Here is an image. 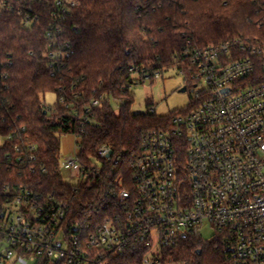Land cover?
Wrapping results in <instances>:
<instances>
[{
  "label": "built area",
  "instance_id": "1",
  "mask_svg": "<svg viewBox=\"0 0 264 264\" xmlns=\"http://www.w3.org/2000/svg\"><path fill=\"white\" fill-rule=\"evenodd\" d=\"M0 7L11 6L0 0ZM80 7V0L55 3L45 34L53 77L74 54L65 23ZM24 16L28 25L38 20ZM259 60L264 71V41L259 39L187 50L176 69L198 104L175 113L169 129L144 132L141 150L128 157L100 146L99 168L81 161L83 127L104 103L117 107L125 100L107 94L61 96L75 124L66 133L75 137V155L59 157V172L63 166L78 179L70 186L72 199L84 185L95 187L99 214L91 226L74 223L69 219L72 203L59 193L37 192L27 185L31 179H0V264H108L112 255L136 250L144 252L142 264H163V249L187 236L202 240L204 232L210 242L217 241L229 264H264V82L248 81ZM7 65L12 63L0 60V95L7 89ZM130 72V92L164 76L148 67ZM6 104L0 98L4 121ZM0 139V173L12 171L18 178L48 173L25 126L11 124L6 134L0 128ZM111 162H127L129 170L119 174L114 168L104 176L103 164Z\"/></svg>",
  "mask_w": 264,
  "mask_h": 264
},
{
  "label": "trees",
  "instance_id": "2",
  "mask_svg": "<svg viewBox=\"0 0 264 264\" xmlns=\"http://www.w3.org/2000/svg\"><path fill=\"white\" fill-rule=\"evenodd\" d=\"M6 1L11 7H0V60L12 65L6 66L7 89L0 95L7 99L3 110L7 119L0 118V128L6 134L11 124L25 126L40 148L48 173L18 178L16 173L3 170L0 179H31L27 185L35 191L59 193L62 201L72 203L69 219L90 226L99 214L95 187L84 185L80 196L72 199L71 188L59 172L60 136L75 127L61 96L70 99L79 93L86 98L107 94L125 100L118 109L108 102L95 110L94 118L83 127L80 157L86 167L96 164L102 145L128 157L141 150L144 132L169 129L171 117L180 111L157 117L149 103L147 113H133L134 93L127 91L133 67L138 72L148 67L164 73L182 65L187 50L236 38L264 41V0H80L81 7L65 23V39L74 54L62 73L53 77L48 69L45 34L57 0ZM28 13L38 20L25 24L24 14ZM248 81L252 85L264 82L261 60ZM48 93L57 96L53 106L43 100ZM184 152L179 149L180 159ZM124 163L103 164L104 176L114 168L119 174L126 173L129 168ZM143 255V250L124 251L112 255L108 264H142ZM162 256L163 264H229L217 241L191 236L163 249Z\"/></svg>",
  "mask_w": 264,
  "mask_h": 264
},
{
  "label": "rangeland",
  "instance_id": "3",
  "mask_svg": "<svg viewBox=\"0 0 264 264\" xmlns=\"http://www.w3.org/2000/svg\"><path fill=\"white\" fill-rule=\"evenodd\" d=\"M135 78L137 79V76ZM184 87V77L179 70L176 68L166 70L163 78L160 80L147 81L143 85H136L131 89V92L134 93L131 111L133 113L145 114L148 112L149 103L155 108L157 117H164L174 111L186 109L194 103V97L190 91L180 92ZM43 100L47 105L53 106L56 103L57 96L55 93H48ZM116 109H118V106ZM1 142L0 139V144ZM74 148V135L63 134L60 136V160L74 157ZM60 172L65 184L69 186L76 185L78 179L71 177L69 170L62 166ZM203 239L209 241L210 235L204 232ZM28 264H36V262ZM169 264L182 263L173 262Z\"/></svg>",
  "mask_w": 264,
  "mask_h": 264
},
{
  "label": "water",
  "instance_id": "4",
  "mask_svg": "<svg viewBox=\"0 0 264 264\" xmlns=\"http://www.w3.org/2000/svg\"><path fill=\"white\" fill-rule=\"evenodd\" d=\"M185 91H186V88L184 87V88L181 89L180 92H185ZM45 113H46V112H45ZM199 253H201V252L199 251Z\"/></svg>",
  "mask_w": 264,
  "mask_h": 264
}]
</instances>
